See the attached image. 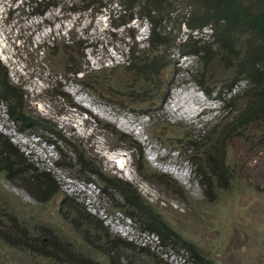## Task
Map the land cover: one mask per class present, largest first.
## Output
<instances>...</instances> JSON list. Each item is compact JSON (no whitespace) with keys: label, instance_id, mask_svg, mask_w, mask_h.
Here are the masks:
<instances>
[{"label":"rangeland","instance_id":"obj_1","mask_svg":"<svg viewBox=\"0 0 264 264\" xmlns=\"http://www.w3.org/2000/svg\"><path fill=\"white\" fill-rule=\"evenodd\" d=\"M23 4L0 0V61L22 92L26 111L49 121L58 134L43 129L20 131L0 101V139L9 141L28 165L49 172L59 192L45 202L38 201L0 172V264L64 263L34 253L27 244L13 246L5 241L3 235H8L11 226L25 233L22 243L52 249L51 242H57L66 250L62 255L74 254L78 264L116 263L109 261L101 246L93 245L104 233L109 239L130 243L128 249L116 250L115 258L124 257L116 260L119 264H190L188 253H176L170 245L161 244L137 217L127 216L134 211L119 207L124 200L117 191L108 186V193L100 192L97 176L76 164L62 137L77 147L103 179L120 178L136 188L205 263L264 264V119L256 118L229 133L222 146L207 142L232 119L234 109L242 108L243 99L223 101L215 92L208 95L200 88L196 78L202 73L201 64L194 55L179 52L188 29L181 24L177 43L164 60L150 73L138 76L123 65L131 47L145 52L143 64H151L147 22L134 18L117 27L108 9L78 18L60 11L59 6L35 15ZM177 7L180 20L189 7L183 3ZM72 25L87 41L86 66L110 67L93 73L98 83L87 82L93 83L92 91L70 78L58 79L39 65V43L51 29L66 32ZM210 32L205 27L196 34L205 38ZM231 72L217 59L205 72L207 88L214 89ZM243 84L239 82L235 89ZM143 86L147 90L139 94ZM192 92L201 102L190 99ZM124 119L128 126L120 124ZM192 135L197 137L195 144L187 141ZM204 149L223 156L232 175L210 198L203 196L196 175L195 162L202 161ZM169 180L183 189L182 196L169 186ZM65 195L90 213L99 231L95 233L86 221L81 222L84 228L75 227L74 216L66 213Z\"/></svg>","mask_w":264,"mask_h":264},{"label":"trees","instance_id":"obj_2","mask_svg":"<svg viewBox=\"0 0 264 264\" xmlns=\"http://www.w3.org/2000/svg\"><path fill=\"white\" fill-rule=\"evenodd\" d=\"M21 1L24 3L23 7H31V11L35 15H42L47 9L55 6H59L60 11L63 10L64 13L77 15L78 18L85 13L93 15V13L108 9V14L110 17L112 16L114 25L117 27L129 24L134 18L147 22L149 28L146 40L149 43V51L153 54L151 64H147V62L143 64L145 52L134 50L131 47L129 49L131 52L127 51L129 57L125 61L126 64L123 65L124 69L132 71L138 76L150 73L154 67L156 69L161 60H164L166 52L177 43L176 33L183 24L188 32L179 43V52L184 55H194L201 64L202 73L200 77L196 78L200 88L208 95L215 92L217 97L223 101L233 102L236 98L243 99L242 108L234 109L232 119L222 126L218 135L212 139L208 137L207 142L212 140L213 143H217L216 146H222L229 133L231 134L256 118L264 119V0ZM178 3L189 7L188 12L184 13L180 20L177 19L179 17ZM205 27H209L210 34L205 38L199 37L196 32ZM129 36L134 39L132 32ZM86 47L87 41L78 35L76 26L72 25L66 32L51 29L39 43L38 51L41 53L39 65L42 67V71H47L48 74L56 76L58 79L70 78L92 91L93 83L87 82L92 80L98 83L93 73L110 67L102 65L98 69L92 67L89 69L84 59ZM140 52L143 53L141 56H139ZM217 59L222 62L225 69L232 72L226 76L227 78L219 79L214 89H208L204 82L205 72L209 71ZM8 74V69L0 61V101L6 104L7 114L17 122V128L20 131L43 129L57 135L55 127L50 125L49 121L36 119L26 111L23 94L19 92L18 86L10 80ZM242 81L244 82L243 86L236 90L235 87ZM141 82L146 84V80ZM146 90L143 86L139 94ZM62 94L71 102L68 94ZM61 140L68 143L76 164L97 176L101 182L100 192L108 193L109 187L118 192L124 200V203L120 202L119 207L122 210L124 207L125 210L130 208L134 211L132 213L126 211L128 212L127 216L137 217L142 223L143 229L153 233L161 244L170 245L176 253L180 251L188 253L190 264H208L201 259L190 244L184 241L179 233L174 231L155 206L143 200L139 191L134 189L128 181L117 178L110 182L108 179H103L98 175V172L92 169L89 162L84 159L70 140L65 137H62ZM196 140L197 137L194 136L187 141L195 144ZM136 146L139 147V145ZM215 148L218 150V147ZM57 152L62 153L59 148H57ZM138 152L141 155L140 147ZM56 163L58 164V161ZM196 163V175L205 197L210 198V193L212 194L214 189L224 186L226 181L232 177L231 168L224 157H218L215 152L211 153L204 149L202 161ZM0 172H3L16 187L24 189L38 201L45 202L59 192V186L56 185L55 180L50 178L49 172L38 171L36 167L28 165L22 155L12 149L11 143L4 142L2 139H0ZM169 181H171L169 186L182 196L183 189H180L181 187L177 185L176 181ZM166 186L169 188L168 185ZM64 201H66V213L74 216L73 223L76 228H84L81 222L86 221L85 224H91L95 233L99 231L95 219L86 209L76 206L73 201H70L69 195L64 196ZM4 233L6 230L3 231ZM24 234L18 227L11 226L8 228V235L4 234L3 238L13 246L25 247L27 244L34 253L59 260V263L64 262L62 264H78L76 262L80 261L74 254L62 255V253H66V250L57 242H51L52 249L49 246V248L41 247L35 243H22L21 240L25 239ZM101 239H104V242ZM101 243L102 245H100ZM129 244L115 237L109 239L106 237V233L93 241V245L101 246L102 248L99 247V249L108 256L110 262H116L115 264H119L116 260H124L123 255L115 258L116 250H126L129 248ZM92 264L98 263L93 262ZM155 264H161V262L156 261Z\"/></svg>","mask_w":264,"mask_h":264},{"label":"bare ground","instance_id":"obj_3","mask_svg":"<svg viewBox=\"0 0 264 264\" xmlns=\"http://www.w3.org/2000/svg\"><path fill=\"white\" fill-rule=\"evenodd\" d=\"M194 98H197V100H198V102H201V100L198 98V95L195 93H191V95H190V99H194ZM191 105H193V104H191ZM79 109V108H78ZM172 110H175V109H173V108H171ZM197 109V111H198V109L199 108H196ZM210 110V109H209ZM184 113H186V111H184ZM120 124H122V125H126V126H128V122L124 119V120H122L121 121V123ZM115 154V153H114ZM112 165H115L114 163H111Z\"/></svg>","mask_w":264,"mask_h":264},{"label":"clouds","instance_id":"obj_4","mask_svg":"<svg viewBox=\"0 0 264 264\" xmlns=\"http://www.w3.org/2000/svg\"><path fill=\"white\" fill-rule=\"evenodd\" d=\"M157 158V153L154 155V159H156ZM99 191V190H98Z\"/></svg>","mask_w":264,"mask_h":264}]
</instances>
